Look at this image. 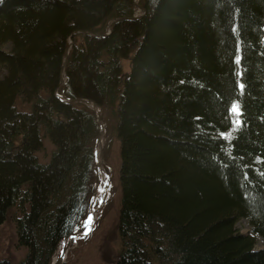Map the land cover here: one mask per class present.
Listing matches in <instances>:
<instances>
[{
  "label": "trees",
  "instance_id": "obj_1",
  "mask_svg": "<svg viewBox=\"0 0 264 264\" xmlns=\"http://www.w3.org/2000/svg\"><path fill=\"white\" fill-rule=\"evenodd\" d=\"M134 3L0 0V225L16 223L19 264H51L87 216L91 101L120 141L115 264H264V0H139L123 18Z\"/></svg>",
  "mask_w": 264,
  "mask_h": 264
},
{
  "label": "rangeland",
  "instance_id": "obj_2",
  "mask_svg": "<svg viewBox=\"0 0 264 264\" xmlns=\"http://www.w3.org/2000/svg\"><path fill=\"white\" fill-rule=\"evenodd\" d=\"M135 1L139 3V0ZM136 13L140 14L139 10H137ZM107 30L108 29L106 25L104 31ZM74 42V40H71V43L69 42L70 46L68 49L73 46ZM3 47L6 51H10L11 44L5 43ZM131 58L132 57H129L123 61L126 68V71H124L126 76L129 75ZM3 74L4 70L0 72V79ZM63 74V77H65V72H63ZM102 121L105 124V143L102 149L103 152H101V150L98 151L97 156V150L99 149L98 145H96L97 147L95 153L96 160L97 157L98 160L102 158L104 164L103 166H97L96 164V190L94 196L91 198L87 216L79 224V226H83L82 224L87 221L90 209H92V206H94L96 209L95 225L91 228V231L87 236H80V229L77 230L76 228L77 231H74V227V233L77 232L74 234V236L72 235L71 237H68V235L73 232L72 231L62 238V241L65 240L67 242V253L63 264H115L117 261V256L121 250V237L119 231V210L121 207L122 195L120 181V141L117 136L112 134V131L109 129V126L106 124L105 120L102 119ZM97 142L99 143V140H97ZM104 176L108 178V183L103 179ZM99 188L104 189L103 193H97ZM236 226L244 233L251 234L253 231L250 221L247 218H241L237 222ZM83 230L84 227L81 228L80 231ZM17 243L16 223L12 218H10L5 224L0 225V259H8L14 264L21 263L25 259V250L19 248ZM60 246L54 254L53 261L55 256L58 255ZM257 247H264V238L261 235H257ZM53 261L52 264H60L58 261L55 263H53Z\"/></svg>",
  "mask_w": 264,
  "mask_h": 264
},
{
  "label": "bare ground",
  "instance_id": "obj_3",
  "mask_svg": "<svg viewBox=\"0 0 264 264\" xmlns=\"http://www.w3.org/2000/svg\"><path fill=\"white\" fill-rule=\"evenodd\" d=\"M138 5H136V8H137V10H139V12H140V14H137L136 13V18L137 17H139V16H141L144 12H143V10L139 7V3H137ZM136 10V11H137ZM112 31V27L110 26V24H109V31L108 32H106L105 34L106 35H108L110 32ZM94 34H97V33H94ZM104 34V35H105ZM86 36V35H85ZM67 58H68V55H67V57H66V60H67ZM66 60H65V63H64V69H65V67H66ZM61 83H63V84H65L66 83V78L65 77H62V80H61ZM63 97V99H67L68 100V98L65 96V95H63L62 96ZM77 101H83L82 99H77ZM90 106L96 111V113H97V116H98V120H99V124H100V134H99V137H98V140H99V143L97 142V144L96 145H98V149L99 150H97V156H98V151H100L101 150V152H103L102 151V149H103V145H104V143H105V134H106V132H105V124L103 123V121H102V117H101V107L96 103V102H93V101H91L90 102ZM99 113V114H98ZM97 147V146H96ZM95 151H96V149H95ZM103 154V153H102ZM97 160H98V157H97ZM97 160H96V164H97V166L99 165H101V166H103V164H104V162H103V159L101 158V159H99L98 160V162H97ZM102 169V168H101ZM103 179L105 180V181H107V183H108V178L106 177V176H104L103 177ZM97 183V182H96ZM96 185V184H95ZM99 189H101V188H99ZM98 194L99 193H101L99 190H98V192H97ZM96 207V206H95ZM95 211H96V209L94 208V206H92V209H90V212H89V216L91 215L92 216V223H91V228L95 225V219H96V217H95ZM85 223H83L82 225H84ZM76 228H77V230H81V228H83V226L81 227V226H75V229H74V231H77L76 230ZM79 230V234H80V236H82V235H84V230L83 231H80ZM74 231L71 233V234H69L68 235V237H71L72 235L74 236V234H76L77 232H75L74 233ZM90 233V232H89ZM75 238V237H74ZM66 241L64 240V241H62L61 242V246H60V249H59V251H58V255H56L55 256V258H54V261H53V263H55V262H59V260L60 259H63V258H65L66 257V253H67V250H66Z\"/></svg>",
  "mask_w": 264,
  "mask_h": 264
},
{
  "label": "snow or ice",
  "instance_id": "obj_4",
  "mask_svg": "<svg viewBox=\"0 0 264 264\" xmlns=\"http://www.w3.org/2000/svg\"><path fill=\"white\" fill-rule=\"evenodd\" d=\"M235 63L237 65H239L241 63V56L237 55L235 58ZM238 75H242V73H238ZM239 89L241 94H243L244 90H245V85L243 83H240L239 85ZM229 113H230V117H231V122L233 125L232 131L228 132V133H221L220 135L231 141L233 139V135L232 133L239 130L240 127L243 125L244 121L241 119V117L243 116V110H242V106L241 103L239 102V100L234 101L229 109ZM99 191L101 193H103L104 189L101 188L99 189ZM102 202V201H101ZM92 216H88L87 221L85 222V224L83 225L84 227V236H87L89 234V232L91 231V223H92Z\"/></svg>",
  "mask_w": 264,
  "mask_h": 264
},
{
  "label": "water",
  "instance_id": "obj_5",
  "mask_svg": "<svg viewBox=\"0 0 264 264\" xmlns=\"http://www.w3.org/2000/svg\"><path fill=\"white\" fill-rule=\"evenodd\" d=\"M134 4H135V6L138 5L136 1H135ZM139 7L143 10V12L145 11L140 5H139ZM123 18H130V19L132 18V19H136V16H132V17H123ZM88 34H89V32L86 31V32H84V33L81 34V37H84L85 35H88ZM94 35H95V36H100L99 34H94ZM103 36H106V34L103 35ZM68 54H69V51L67 52L66 56H67ZM98 114H99V113H98Z\"/></svg>",
  "mask_w": 264,
  "mask_h": 264
}]
</instances>
